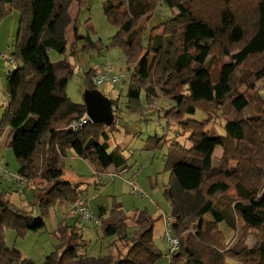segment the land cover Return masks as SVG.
I'll return each instance as SVG.
<instances>
[{"label": "trees", "instance_id": "1", "mask_svg": "<svg viewBox=\"0 0 264 264\" xmlns=\"http://www.w3.org/2000/svg\"><path fill=\"white\" fill-rule=\"evenodd\" d=\"M75 2L79 8L85 4L0 0V20L12 11L20 15L2 127L11 129L9 145L19 163L15 174L33 186L32 206L41 211L36 217L33 209L0 198V264H36L7 245L6 230L18 237L40 232L53 208L83 201L81 184L64 178L69 153L90 163L94 176L128 170L122 151H110V135L118 128L117 101L111 100L115 120L110 127L88 123L80 130L70 128L86 114V106L68 98L74 70L67 62L52 63L50 52L67 51L65 34ZM160 5L177 12L153 26L143 46L142 35ZM104 12L118 29L112 45L123 48L129 71L133 68L127 93L131 105L140 106L142 89L149 102L161 95L175 104L167 118L189 134L191 146L173 141L166 161L171 181L165 197L171 205V232L179 242L169 264H264V0H110ZM74 32L78 44L75 21ZM97 73H86L89 90H97ZM198 111L205 119L186 120ZM218 121L224 123V134L214 126ZM218 149L224 158L217 161ZM104 214L97 219L106 238L116 237L115 252L81 255L87 246L82 231L65 224L59 228L60 252L42 264H155L163 257L154 239L156 220L146 211L127 216L118 204L110 218L103 220ZM206 216L212 222L205 223ZM220 225L243 231L225 253L204 242L205 230ZM249 231L256 237L253 247L246 242Z\"/></svg>", "mask_w": 264, "mask_h": 264}, {"label": "rangeland", "instance_id": "2", "mask_svg": "<svg viewBox=\"0 0 264 264\" xmlns=\"http://www.w3.org/2000/svg\"><path fill=\"white\" fill-rule=\"evenodd\" d=\"M107 1L110 0H85V4L80 8L76 2L71 5L74 7V15H70L71 25L74 28V21L76 22V29L82 39L78 41V44H74L76 41L74 32L73 40L69 39L70 36L66 39L68 47L65 54L51 51L50 59L54 64L67 62L73 68L74 74L69 80L66 95L76 104L84 103L85 92L90 86L86 73L90 70H102L105 66L111 65L114 66L116 72L128 73V77L120 84L96 86L97 90L110 100L117 101L115 111L118 128L113 136L110 135V151L114 149L122 151L128 159V172L124 176L114 171L94 176L90 163L79 158L77 160L69 158L66 162L67 169L64 178L73 184H81V190L84 191L83 201L95 212L97 218L100 215L99 206L106 209L103 220L110 218L118 204L122 206L127 216L146 211L156 220L155 244L163 254V257L155 264H169L170 260L167 258L169 245L165 240L164 218L171 216V205L165 197V190L171 181V173L166 169V161L173 141H178L186 148L191 146L188 140L189 134L183 133L180 125L167 118V112L175 104L163 96L160 95L149 102L145 90L142 89L140 106L131 105L127 93L130 87L129 76L133 73V68L129 71L123 48L120 45H112L118 29L106 18L104 5ZM176 12L177 10H170L162 5L158 7L148 30L142 35L143 46H147L151 28L163 23L167 17ZM19 22L20 15L17 11H12L0 20V162L5 161V165L0 166L9 174H15L19 163L9 145L12 140L11 129L2 127V119L8 104L7 76L16 67L13 55L16 51ZM86 37H89L96 47L86 40ZM228 60L226 58L224 61ZM152 61L153 57L149 60L150 64ZM221 64V60L215 62L216 72ZM176 71H180L178 65ZM259 87H263V83H259ZM188 119L201 121L205 119V114L198 111L194 116L186 117V120ZM214 126L220 134H224L222 121H218ZM158 140L160 145L156 146ZM215 157L217 161L224 158L223 151L218 149ZM7 163L9 166L6 165ZM110 173L113 174L110 175ZM128 181H133L142 190V194H135L130 189ZM32 187L26 184L25 192L20 194L16 184L4 180L0 174V198L3 197L20 208L33 209L34 215L40 217V209L32 206L35 196ZM71 212L75 213L70 205L67 207L58 205L45 217L46 228L44 230L37 233L28 232L22 237H18L14 230H6V243L9 247L18 249L25 258L36 264H42L50 254L60 252L58 249L59 228L67 224L76 225L82 231L87 246L81 248V255L99 257L115 252L112 242L116 237L106 238L104 236L101 221L95 225L80 217L72 216ZM204 221L210 223L212 219L206 216ZM242 233L241 227L233 230L226 225H220L215 229L205 230L204 242L217 248L221 253H225L236 245ZM246 242L247 245L253 247L256 244L255 234L249 231ZM229 264L240 263L229 260Z\"/></svg>", "mask_w": 264, "mask_h": 264}, {"label": "built area", "instance_id": "3", "mask_svg": "<svg viewBox=\"0 0 264 264\" xmlns=\"http://www.w3.org/2000/svg\"><path fill=\"white\" fill-rule=\"evenodd\" d=\"M128 77L127 72H116L114 66L107 65L102 70L98 71L97 75L94 78V83L96 85H103V84H120L122 83L126 78ZM88 123H92L87 114H85L80 120L74 121L71 123L70 128L74 131L80 130L84 128L85 125ZM128 172L127 169H124L120 171L118 174L121 176H124ZM0 174L4 177V180L8 182H12L16 184L19 193H24V187L26 184V180L19 177L17 174H9L7 173L1 166H0ZM113 174V173H112ZM110 173V175H112ZM101 178V183H102ZM130 189L137 195L142 194V190L138 188V186L133 181H128ZM70 207L73 209V211L80 215L82 219L92 222L93 224L97 225L98 219L95 215V213L90 209V207L87 205L84 201H79L75 204L70 205ZM164 225H165V240L167 241L169 245V253L167 258L170 260L172 256L178 251L179 249V242L174 237V235L171 232V226H172V218L169 216L167 218H164Z\"/></svg>", "mask_w": 264, "mask_h": 264}, {"label": "water", "instance_id": "4", "mask_svg": "<svg viewBox=\"0 0 264 264\" xmlns=\"http://www.w3.org/2000/svg\"><path fill=\"white\" fill-rule=\"evenodd\" d=\"M79 39H82L79 37ZM86 114L93 124H104L110 127L115 115L111 100L99 90H87L84 95Z\"/></svg>", "mask_w": 264, "mask_h": 264}, {"label": "crops", "instance_id": "5", "mask_svg": "<svg viewBox=\"0 0 264 264\" xmlns=\"http://www.w3.org/2000/svg\"><path fill=\"white\" fill-rule=\"evenodd\" d=\"M71 8H72V6H71ZM70 8V9H71ZM69 14H70V10H69ZM68 32H70V38L69 39H71V40H73L74 39V28H73V26L71 25V26H69V28L67 29V31H66V34H65V37H66V39L68 38L67 37V34H68ZM103 69V68H102ZM98 71H100L101 69H97ZM69 158L70 159H72V160H77V157L73 154H71V153H69ZM68 158V159H69ZM5 165V161H2V162H0V165ZM7 166H9V163H7L6 164ZM18 169H19V167H18ZM17 169V170H18ZM93 169V168H92ZM15 173H17V171L15 172ZM101 207H103V206H99L98 207V211H99V214L101 213V212H103V213H105L106 212V209H105V207H104V209H100ZM95 213V212H94ZM71 215L72 216H76V217H78L79 218V216L78 215H76V213H73V212H71Z\"/></svg>", "mask_w": 264, "mask_h": 264}]
</instances>
